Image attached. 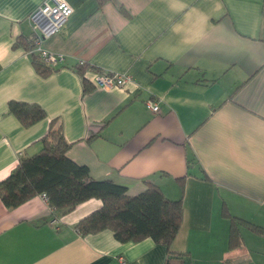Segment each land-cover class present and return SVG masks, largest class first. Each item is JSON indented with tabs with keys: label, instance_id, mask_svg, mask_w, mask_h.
<instances>
[{
	"label": "crops",
	"instance_id": "0c3cea01",
	"mask_svg": "<svg viewBox=\"0 0 264 264\" xmlns=\"http://www.w3.org/2000/svg\"><path fill=\"white\" fill-rule=\"evenodd\" d=\"M42 1L0 0V180L54 121L91 177L131 195L151 182L182 196L170 248L184 264H264V233L238 224L242 244L229 248L223 212L264 229V0H66L71 14L41 41L64 58L44 76L15 45L33 34L28 15ZM98 72L131 79L100 87ZM10 100L45 116L24 126ZM100 205L90 198L58 214L42 194L14 208L0 199V264H164L166 246L149 237L80 234L75 224Z\"/></svg>",
	"mask_w": 264,
	"mask_h": 264
},
{
	"label": "trees",
	"instance_id": "16d2710c",
	"mask_svg": "<svg viewBox=\"0 0 264 264\" xmlns=\"http://www.w3.org/2000/svg\"><path fill=\"white\" fill-rule=\"evenodd\" d=\"M15 45L22 46L31 55L33 66L40 75H47L53 69L33 51L34 34L18 37ZM86 69V65L79 69L84 91L91 88L84 77ZM7 110L24 126L45 116L40 105L24 101L10 100ZM40 145L35 153L21 154L10 173L0 180V199L7 208L17 207L35 195L44 194L53 211L65 214L78 203L96 198L101 201L100 207L75 224L80 234L109 229L119 242H138L149 237L166 246L164 264H184L185 252L170 248L182 220V196L169 198L151 182L131 195L126 186L111 179L91 177L87 165L77 163L67 155L69 143L63 137L61 125L54 126V121L40 138ZM179 181L183 188L182 180ZM223 212L229 218V248L242 244L238 224L264 233L261 226L232 216L225 209Z\"/></svg>",
	"mask_w": 264,
	"mask_h": 264
},
{
	"label": "built area",
	"instance_id": "2783aa9c",
	"mask_svg": "<svg viewBox=\"0 0 264 264\" xmlns=\"http://www.w3.org/2000/svg\"><path fill=\"white\" fill-rule=\"evenodd\" d=\"M72 12V7L66 0H43L29 15L28 20L34 34L33 51L47 65L55 67L63 61L62 53H54L44 49L41 41L56 33ZM131 79L123 72H98L94 75L93 84L100 87H122ZM147 108L153 112L159 111V104L152 98L145 101ZM45 197L44 194H42ZM46 198V197H45Z\"/></svg>",
	"mask_w": 264,
	"mask_h": 264
}]
</instances>
